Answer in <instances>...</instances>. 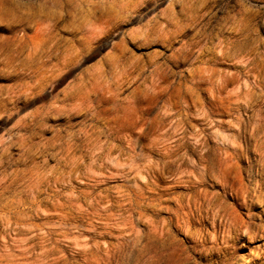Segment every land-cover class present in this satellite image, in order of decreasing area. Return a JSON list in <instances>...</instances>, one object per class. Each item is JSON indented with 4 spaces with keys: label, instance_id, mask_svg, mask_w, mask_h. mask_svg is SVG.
Instances as JSON below:
<instances>
[{
    "label": "clouds",
    "instance_id": "1",
    "mask_svg": "<svg viewBox=\"0 0 264 264\" xmlns=\"http://www.w3.org/2000/svg\"><path fill=\"white\" fill-rule=\"evenodd\" d=\"M0 264H264V0H0Z\"/></svg>",
    "mask_w": 264,
    "mask_h": 264
}]
</instances>
